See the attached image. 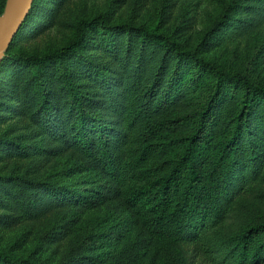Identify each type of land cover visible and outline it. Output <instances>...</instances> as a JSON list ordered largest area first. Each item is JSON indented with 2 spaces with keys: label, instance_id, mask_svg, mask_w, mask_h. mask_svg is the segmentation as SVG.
Wrapping results in <instances>:
<instances>
[{
  "label": "rangeland",
  "instance_id": "obj_1",
  "mask_svg": "<svg viewBox=\"0 0 264 264\" xmlns=\"http://www.w3.org/2000/svg\"><path fill=\"white\" fill-rule=\"evenodd\" d=\"M34 1L6 51L28 56L55 51L75 40L80 19L103 13L112 24L143 25L172 35L184 49L197 50L226 72H243L264 83V0H36L33 7ZM126 37L122 32L112 37L121 53ZM114 45L109 48L97 29H87L81 48L64 64L87 100V111L121 127L126 75L111 50ZM84 61L100 68L109 84L103 83L105 78L100 82L92 77ZM196 69L193 64L184 66L180 80L158 98L157 116L177 121L169 123L168 131L150 137L157 142L193 133L200 112L211 102L199 139L201 170L230 133L242 93L226 86L214 98L211 74L198 76ZM44 71L41 82L52 89L53 105H62L68 90L59 78L61 63L53 62ZM38 90L32 68L8 62L1 69L0 252L41 264H203L193 247L153 233L88 155L60 141L37 121ZM258 138L264 141V135ZM183 148L165 155L167 167ZM21 177L66 186L81 201L55 204L50 190L42 187L33 196L38 200L36 208L27 213L16 198L19 185L10 183ZM263 192L264 172L235 201L222 225L224 234L264 223Z\"/></svg>",
  "mask_w": 264,
  "mask_h": 264
},
{
  "label": "trees",
  "instance_id": "obj_2",
  "mask_svg": "<svg viewBox=\"0 0 264 264\" xmlns=\"http://www.w3.org/2000/svg\"><path fill=\"white\" fill-rule=\"evenodd\" d=\"M5 4L6 0L0 4V15L5 11ZM87 29H97L109 48L115 44L111 50L118 55L126 75L127 103L120 112L121 127L87 111V100L64 64L66 57L81 48ZM121 32L127 35L124 53L112 38ZM8 62L34 70L40 99L34 112L37 121L57 139L68 141L88 155L153 233L184 244L188 249L193 247L203 264H264V223H254L232 234L222 231L237 198L264 172V141L260 143L258 138L264 135V83L252 81L243 72H226L201 57L197 50L184 49L172 35L157 33L143 25L112 24L103 13L80 19L77 37L60 49L28 56L9 48L0 71ZM53 62L61 63L63 72L59 78L68 90L62 95L63 106L53 105L52 89L41 82L43 72L44 77L46 75L44 68ZM88 62L84 61L88 73L98 77L100 82L105 78L103 83L109 84V78L104 77L101 69L90 67ZM189 64L196 66L198 76L203 72L211 74L214 98L226 86L240 89L242 93V106L230 133L222 138L211 162L201 170L197 160L199 139L211 111V102L200 112L193 133L165 141L156 139L157 142L150 137L156 132L168 131L169 123L177 121L157 116L158 98L166 87L180 80L181 69ZM182 145L180 155L167 167L165 155ZM12 182L19 185L15 187L16 198L27 213L36 208L38 200L33 196L38 195L42 187L50 190L57 200L55 204L62 200L81 201L80 195L66 186L23 177L13 178ZM0 264L41 263L0 252Z\"/></svg>",
  "mask_w": 264,
  "mask_h": 264
},
{
  "label": "water",
  "instance_id": "obj_3",
  "mask_svg": "<svg viewBox=\"0 0 264 264\" xmlns=\"http://www.w3.org/2000/svg\"><path fill=\"white\" fill-rule=\"evenodd\" d=\"M32 0H8L0 15V65L5 51L28 13Z\"/></svg>",
  "mask_w": 264,
  "mask_h": 264
}]
</instances>
